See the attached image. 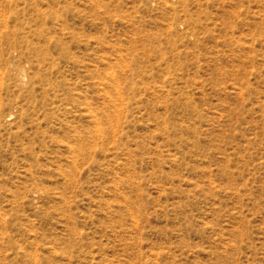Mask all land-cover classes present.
<instances>
[{"label":"rangeland","instance_id":"374dc122","mask_svg":"<svg viewBox=\"0 0 264 264\" xmlns=\"http://www.w3.org/2000/svg\"><path fill=\"white\" fill-rule=\"evenodd\" d=\"M0 264H264V0H0Z\"/></svg>","mask_w":264,"mask_h":264},{"label":"bare ground","instance_id":"6f19581e","mask_svg":"<svg viewBox=\"0 0 264 264\" xmlns=\"http://www.w3.org/2000/svg\"><path fill=\"white\" fill-rule=\"evenodd\" d=\"M25 78V77H24Z\"/></svg>","mask_w":264,"mask_h":264}]
</instances>
